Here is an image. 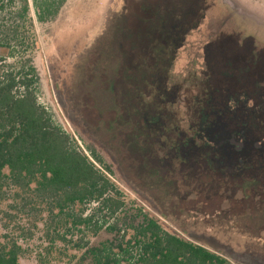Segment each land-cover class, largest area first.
Listing matches in <instances>:
<instances>
[{
  "label": "rangeland",
  "instance_id": "rangeland-1",
  "mask_svg": "<svg viewBox=\"0 0 264 264\" xmlns=\"http://www.w3.org/2000/svg\"><path fill=\"white\" fill-rule=\"evenodd\" d=\"M32 17L39 103L111 167L126 207L95 232L9 189L0 241L20 263L92 264L90 248L149 215L230 264H264V0H67Z\"/></svg>",
  "mask_w": 264,
  "mask_h": 264
},
{
  "label": "trees",
  "instance_id": "trees-1",
  "mask_svg": "<svg viewBox=\"0 0 264 264\" xmlns=\"http://www.w3.org/2000/svg\"><path fill=\"white\" fill-rule=\"evenodd\" d=\"M66 3L0 0V198L15 188L17 196L33 195L47 205L52 221L114 233L126 203L110 177L111 167L97 153H91V160L74 146L38 100L32 9L37 21L46 23ZM91 204L94 208L86 214ZM99 212L106 216L102 223L96 220ZM120 231L123 235L115 241L88 250L92 264H230L220 254L166 231L149 215ZM21 252L17 243L0 241V264H21Z\"/></svg>",
  "mask_w": 264,
  "mask_h": 264
},
{
  "label": "water",
  "instance_id": "water-1",
  "mask_svg": "<svg viewBox=\"0 0 264 264\" xmlns=\"http://www.w3.org/2000/svg\"><path fill=\"white\" fill-rule=\"evenodd\" d=\"M240 147H242V144L241 145H239Z\"/></svg>",
  "mask_w": 264,
  "mask_h": 264
}]
</instances>
